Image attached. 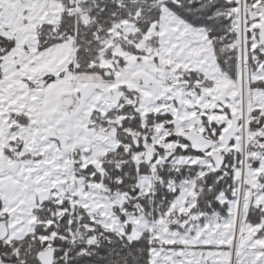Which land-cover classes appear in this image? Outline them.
I'll return each instance as SVG.
<instances>
[{
  "label": "snow or ice",
  "instance_id": "1",
  "mask_svg": "<svg viewBox=\"0 0 264 264\" xmlns=\"http://www.w3.org/2000/svg\"><path fill=\"white\" fill-rule=\"evenodd\" d=\"M0 264H264V0H0Z\"/></svg>",
  "mask_w": 264,
  "mask_h": 264
}]
</instances>
